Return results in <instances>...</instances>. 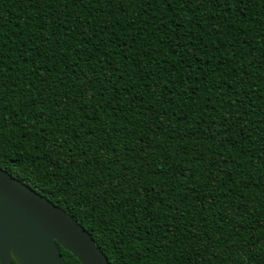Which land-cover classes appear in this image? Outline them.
Returning <instances> with one entry per match:
<instances>
[{
    "label": "trees",
    "instance_id": "16d2710c",
    "mask_svg": "<svg viewBox=\"0 0 264 264\" xmlns=\"http://www.w3.org/2000/svg\"><path fill=\"white\" fill-rule=\"evenodd\" d=\"M0 169L109 264H264V0H0Z\"/></svg>",
    "mask_w": 264,
    "mask_h": 264
},
{
    "label": "water",
    "instance_id": "95a60500",
    "mask_svg": "<svg viewBox=\"0 0 264 264\" xmlns=\"http://www.w3.org/2000/svg\"><path fill=\"white\" fill-rule=\"evenodd\" d=\"M109 264L71 216L0 169V264Z\"/></svg>",
    "mask_w": 264,
    "mask_h": 264
}]
</instances>
